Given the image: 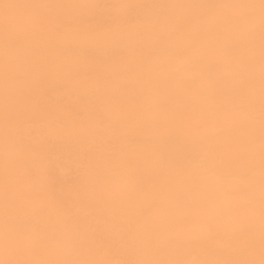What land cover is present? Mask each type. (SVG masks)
<instances>
[{
  "label": "snow or ice",
  "instance_id": "snow-or-ice-1",
  "mask_svg": "<svg viewBox=\"0 0 264 264\" xmlns=\"http://www.w3.org/2000/svg\"><path fill=\"white\" fill-rule=\"evenodd\" d=\"M0 8V264H264V0ZM158 128L218 139L173 159ZM69 155L71 196L57 173Z\"/></svg>",
  "mask_w": 264,
  "mask_h": 264
},
{
  "label": "bare ground",
  "instance_id": "bare-ground-1",
  "mask_svg": "<svg viewBox=\"0 0 264 264\" xmlns=\"http://www.w3.org/2000/svg\"><path fill=\"white\" fill-rule=\"evenodd\" d=\"M35 3V2H46V3H83L86 0H0V3ZM100 2L106 3H142V4H198V3H238V2H254L258 3L259 0H100ZM66 11L71 14H80L83 10L79 9H67L61 10ZM154 14L166 13L168 15L175 16H184L188 15L191 11L189 9H152L150 10ZM24 13V10L21 9H12L10 10V15L19 16ZM3 15V9L0 8V16ZM127 55L129 61H135V54L127 49ZM177 51L179 57L182 61L187 62L190 53L187 49H184L177 45ZM161 78L166 82L169 81V74L162 72ZM172 77L176 80H192L193 77L190 73H172ZM197 81V85H199ZM173 91L178 98L190 99L192 98L191 86L185 85H172ZM154 92H145V102L151 103L156 97ZM75 100V98H73ZM145 119H155V114L148 112L145 114ZM226 123V127H227ZM69 133H72L71 128ZM152 138L155 140L156 149L164 152L169 158L181 159L188 155L203 154L211 149V147L217 142V135L209 128L207 131L202 132L201 134H194L189 128H180V129H168V128H158L155 129L152 133ZM80 162L74 155L65 156L60 160V163L57 167V173L60 177L66 178L65 183L62 185L65 193L68 196H71L73 193V183L74 177L80 173ZM0 177H2V147H0ZM110 195L113 199H120L122 193L119 189L113 185L110 189ZM177 214H188L199 216L198 211L191 206H179L175 209Z\"/></svg>",
  "mask_w": 264,
  "mask_h": 264
}]
</instances>
